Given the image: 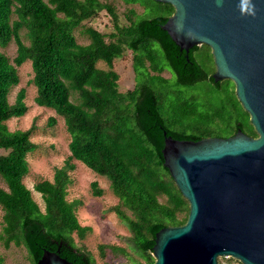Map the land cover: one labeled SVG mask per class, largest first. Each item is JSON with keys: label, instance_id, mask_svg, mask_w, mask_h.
<instances>
[{"label": "trees", "instance_id": "trees-1", "mask_svg": "<svg viewBox=\"0 0 264 264\" xmlns=\"http://www.w3.org/2000/svg\"><path fill=\"white\" fill-rule=\"evenodd\" d=\"M152 2L163 7L165 13L136 20L138 15L131 8L129 23L120 24L114 7L98 0H0V46L14 41L17 52L13 63L0 53V150L5 152L0 153V178L6 185V189L0 187L4 210L0 239L6 247L12 242L24 245L34 264L45 249L58 251L77 264H95L92 253L78 244L72 234L75 231L83 238L91 228L82 224L75 212L78 199H67L66 188L72 181L70 170L75 166L73 158L84 161L110 181V188L120 200L113 210L129 223L135 248L145 260L134 264H152L155 232L187 220L189 202L164 164L163 131L179 140H199L205 135L187 134L167 123L161 107L162 95L154 83L147 81V77L159 82L168 79L161 74L165 65L157 64L153 47L158 44L163 50L180 85L193 86L207 79L221 87L222 82L232 81H214L195 57L200 45L191 48L187 61L185 51L161 27L174 12L173 5ZM102 10L113 18L109 41L101 31L84 27V21L96 18ZM22 28L27 30L29 43L21 36ZM77 29L86 33L90 43L78 42ZM126 49L132 52L134 70L144 69L147 77L120 91L114 59L123 56ZM27 60L34 71L35 102L63 117L71 135L70 155L55 168L53 180L40 179L33 184L42 193L44 209L24 184L29 171L28 154L40 147L30 138L35 126L10 131L6 124L12 118L23 117L28 110L25 88L16 93L13 104L8 99L9 91L19 83L17 67ZM99 62L108 68L99 67ZM178 92V98L185 97L182 90ZM231 92L244 114V121H236L232 135L241 128L246 134L257 136L249 114L234 94V83ZM179 106L177 102L176 107ZM56 123L55 117L48 119V126ZM91 187L93 194L103 193L96 181L91 182ZM120 204L128 207L131 214ZM106 246L117 249L103 244V253ZM227 258L232 264H243ZM2 261L0 257V264Z\"/></svg>", "mask_w": 264, "mask_h": 264}, {"label": "water", "instance_id": "water-1", "mask_svg": "<svg viewBox=\"0 0 264 264\" xmlns=\"http://www.w3.org/2000/svg\"><path fill=\"white\" fill-rule=\"evenodd\" d=\"M174 12L161 27L186 60L209 45L214 81L231 80L257 136L238 128L230 137L179 140L164 130L162 153L189 202L185 223L156 231L152 264H219L218 257L264 264V0H154ZM36 264H77L45 249Z\"/></svg>", "mask_w": 264, "mask_h": 264}, {"label": "rangeland", "instance_id": "rangeland-1", "mask_svg": "<svg viewBox=\"0 0 264 264\" xmlns=\"http://www.w3.org/2000/svg\"><path fill=\"white\" fill-rule=\"evenodd\" d=\"M101 3L114 7L120 24L129 23L130 9H134L136 20L151 19L159 14L165 13V9L152 0H98ZM84 27L95 28L106 35V41H109V34L113 32V18L102 10L99 15L91 20L84 21ZM26 28H22L21 36L26 43H29L26 35ZM79 43H90L89 37L77 29L75 31ZM155 44L153 49L156 54V61L159 66H164L165 70L161 73L168 79L164 82L146 76L144 69L137 72L133 67L132 52L125 51L123 56L114 59V69L118 72V87L120 91L137 85L147 77V81L154 83L159 94L162 95V112L167 123L173 128L186 132L187 134H204L208 136H218L219 134L231 136L236 121H244V114L238 108L233 95V83L224 81L221 87H217L209 80L197 82L193 86H183L177 82L174 72L167 64L163 50ZM200 49L195 53L197 61L203 66L209 74L215 71V63L212 51L208 45H200ZM0 53L5 54L13 63L16 52L14 41L7 46H0ZM99 67L107 69L104 62H99ZM19 83L14 86L8 94L11 104L15 102V96L18 91L25 88V101L28 105L27 112L20 118H12L6 122L10 131L24 130L35 126L31 140L39 144L36 152L28 154L29 171L24 177V184L32 190L33 197L40 204L42 209L45 203L42 193L33 187L35 181L40 179L53 180L55 168L62 166L70 155L69 139L70 134L66 129L63 117L59 116L54 110L45 108L35 102L37 87L33 83L34 71L30 60L25 61L17 67ZM158 75V73L151 72ZM178 89L182 90L185 97L179 95ZM178 92L176 95L175 93ZM180 102L181 107H176ZM55 117L57 123L50 127L48 119ZM0 153H5L0 150ZM75 166L70 170L72 181L67 186V199L69 201L78 199L75 212L82 224L91 226L90 231L85 233L83 238L72 232L78 244H83L92 253L95 258V264H134V261L145 260L136 250L131 227L126 219L122 218L113 210L119 204V197L115 195L110 188L107 177L98 174L88 165L77 158L72 159ZM96 181L97 186L103 189L101 195L93 194L91 182ZM0 187L6 189L4 180L0 178ZM120 206L129 214L131 210L123 204ZM4 210L0 205V220ZM185 212L179 216H183ZM2 222H0V231ZM114 245L117 249H111L106 246L104 253L101 245ZM124 249V250H122ZM0 257L1 264H34L30 258L27 248L24 245H15L13 242L6 247L0 239ZM219 264H232V260L225 255L218 257Z\"/></svg>", "mask_w": 264, "mask_h": 264}, {"label": "clouds", "instance_id": "clouds-1", "mask_svg": "<svg viewBox=\"0 0 264 264\" xmlns=\"http://www.w3.org/2000/svg\"><path fill=\"white\" fill-rule=\"evenodd\" d=\"M239 7H240V11L243 14H249V15L255 14L254 6L252 5L251 0H242Z\"/></svg>", "mask_w": 264, "mask_h": 264}, {"label": "flooded vegetation", "instance_id": "flooded-vegetation-1", "mask_svg": "<svg viewBox=\"0 0 264 264\" xmlns=\"http://www.w3.org/2000/svg\"><path fill=\"white\" fill-rule=\"evenodd\" d=\"M228 137H230V136H228Z\"/></svg>", "mask_w": 264, "mask_h": 264}]
</instances>
